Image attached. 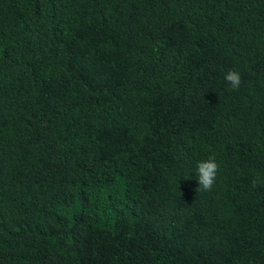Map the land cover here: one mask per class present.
I'll list each match as a JSON object with an SVG mask.
<instances>
[{
	"label": "trees",
	"instance_id": "trees-1",
	"mask_svg": "<svg viewBox=\"0 0 264 264\" xmlns=\"http://www.w3.org/2000/svg\"><path fill=\"white\" fill-rule=\"evenodd\" d=\"M0 264H264V0H0Z\"/></svg>",
	"mask_w": 264,
	"mask_h": 264
},
{
	"label": "clouds",
	"instance_id": "clouds-1",
	"mask_svg": "<svg viewBox=\"0 0 264 264\" xmlns=\"http://www.w3.org/2000/svg\"><path fill=\"white\" fill-rule=\"evenodd\" d=\"M224 79L230 84L231 90H237L242 82L240 73L235 70H229ZM218 171L219 165L215 156H210L205 160L197 162L196 177L199 184L197 191H211L215 184Z\"/></svg>",
	"mask_w": 264,
	"mask_h": 264
}]
</instances>
